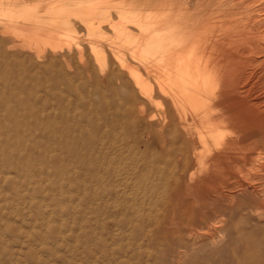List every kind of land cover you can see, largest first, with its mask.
Here are the masks:
<instances>
[{
	"label": "rangeland",
	"instance_id": "1",
	"mask_svg": "<svg viewBox=\"0 0 264 264\" xmlns=\"http://www.w3.org/2000/svg\"><path fill=\"white\" fill-rule=\"evenodd\" d=\"M133 1L28 0L27 13L0 2L7 7L0 13V264H264V135L240 143L234 159L240 174L212 181L208 163L196 166L190 148L179 155L174 132L182 130L157 89L167 69L158 45L164 36L131 30L136 41L160 47L149 49L154 69L146 77L124 54L144 72L154 93L148 96L121 70L122 53L105 48L99 66L98 49L88 48L86 13L115 20ZM145 1L148 23L172 2ZM180 1L189 9L195 2ZM49 7L70 14L79 48L69 56L44 48L47 40L4 32ZM50 30L57 35V27ZM102 30L105 47L121 41L108 24ZM254 64H264V54ZM97 67L118 69L130 84L111 83ZM263 78L246 86L254 88L248 101L258 102L259 111ZM225 134L238 137L234 130ZM185 158L188 165L179 167Z\"/></svg>",
	"mask_w": 264,
	"mask_h": 264
},
{
	"label": "bare ground",
	"instance_id": "2",
	"mask_svg": "<svg viewBox=\"0 0 264 264\" xmlns=\"http://www.w3.org/2000/svg\"><path fill=\"white\" fill-rule=\"evenodd\" d=\"M3 3L22 13L33 10L28 0H3ZM169 3L162 18L152 23H148L142 15L144 6L147 5L145 0H134L128 10L118 13L115 20L104 12L86 13L88 19L83 22L85 37L87 36L85 41L90 50L98 49L95 62L99 66L106 61L105 48L112 56L122 53V57L117 59L121 70L145 96L152 94V87L142 75L145 72L146 77L154 69L152 58L146 59L152 54L149 49L159 46L163 49L162 60L167 64L166 74L162 76L163 79L158 77L156 84L157 89L170 100V106L182 130L177 133L173 131L174 137L182 145L178 149L179 155H184L187 147L190 148L193 155L191 161L198 167L208 163L210 178L221 183L223 178L241 173L238 165L234 164V159L239 157V146L243 139L251 137L249 134L255 132L264 135V110L259 111L261 105L258 102L248 101L250 91L254 88L246 89L250 81L256 78L257 82L264 77V64H254L257 55L264 54V0H208L205 5L202 4L203 0H195L192 9L187 8L180 0ZM202 5L203 8H200ZM5 8L7 7L2 5L0 13ZM54 11L53 7L43 12L37 9L36 18L33 16L32 21L22 26L8 24L4 32L22 35L31 41L34 38L37 41L47 40L49 42L44 48L61 54L65 50L69 56L73 49L78 50V38L68 17L69 12L59 14ZM13 14L15 15V11ZM82 15H79L81 20ZM106 24L113 36L115 34L119 39L122 38L120 42L117 40V46H104L106 36L102 27ZM53 26L57 27V35L55 32L50 33ZM132 29L140 36H145L148 31L157 33L158 36H164V42L158 46L136 41L131 35ZM157 51L161 52L159 49ZM125 53L137 65L143 66L144 72L136 66L132 67L124 59ZM64 59L66 62L68 58ZM97 70L101 74L106 72L111 83L115 79L116 82L122 80L125 84H130L118 69L103 70L102 67H97ZM134 98V94H130L127 100L131 102ZM228 129L234 130L238 137L227 140L225 132ZM117 139L122 140L123 137L117 134ZM121 143L129 146L127 139ZM222 144L223 148L216 151ZM187 165L186 158L183 162L178 161L179 167L185 168Z\"/></svg>",
	"mask_w": 264,
	"mask_h": 264
}]
</instances>
